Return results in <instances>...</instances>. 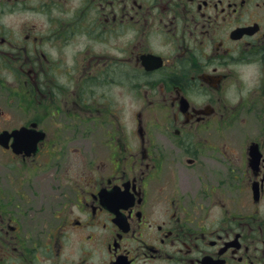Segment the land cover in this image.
Returning <instances> with one entry per match:
<instances>
[{
	"label": "flooded vegetation",
	"instance_id": "1",
	"mask_svg": "<svg viewBox=\"0 0 264 264\" xmlns=\"http://www.w3.org/2000/svg\"><path fill=\"white\" fill-rule=\"evenodd\" d=\"M0 264H264V0H0Z\"/></svg>",
	"mask_w": 264,
	"mask_h": 264
},
{
	"label": "rangeland",
	"instance_id": "2",
	"mask_svg": "<svg viewBox=\"0 0 264 264\" xmlns=\"http://www.w3.org/2000/svg\"><path fill=\"white\" fill-rule=\"evenodd\" d=\"M20 17L28 18L30 16L28 15V13H26V14H21ZM42 21H43L42 17H37V19H36L37 24L44 25V22H42Z\"/></svg>",
	"mask_w": 264,
	"mask_h": 264
}]
</instances>
